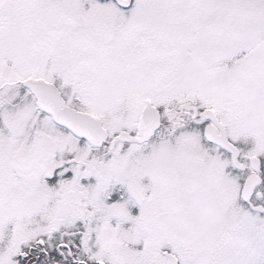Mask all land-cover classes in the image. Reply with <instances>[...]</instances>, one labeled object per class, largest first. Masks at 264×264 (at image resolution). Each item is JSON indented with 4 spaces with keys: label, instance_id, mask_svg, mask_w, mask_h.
Segmentation results:
<instances>
[{
    "label": "snow or ice",
    "instance_id": "obj_1",
    "mask_svg": "<svg viewBox=\"0 0 264 264\" xmlns=\"http://www.w3.org/2000/svg\"><path fill=\"white\" fill-rule=\"evenodd\" d=\"M0 264H264V0H0Z\"/></svg>",
    "mask_w": 264,
    "mask_h": 264
}]
</instances>
